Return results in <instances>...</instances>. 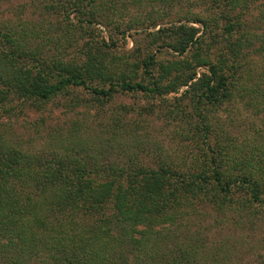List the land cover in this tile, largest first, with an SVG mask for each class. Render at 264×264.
<instances>
[{
    "label": "trees",
    "instance_id": "obj_1",
    "mask_svg": "<svg viewBox=\"0 0 264 264\" xmlns=\"http://www.w3.org/2000/svg\"><path fill=\"white\" fill-rule=\"evenodd\" d=\"M257 1L202 0V13L157 29L153 7L121 24L141 0H46L44 14L61 17L50 29L0 27V120L44 112L59 96L78 103V91L102 104L141 94L146 114L163 107L167 117H195L184 120L201 142L191 155L197 164L181 170L166 159L155 167L104 165L75 150L27 151L0 122V264H197L185 248L164 245L188 208L264 213V143L235 149L206 117L235 97L264 94L250 85L253 56L264 55V31L247 19ZM96 24L107 40L91 36ZM82 30L90 38L78 46L74 33ZM181 101L191 112L168 106Z\"/></svg>",
    "mask_w": 264,
    "mask_h": 264
},
{
    "label": "rangeland",
    "instance_id": "obj_2",
    "mask_svg": "<svg viewBox=\"0 0 264 264\" xmlns=\"http://www.w3.org/2000/svg\"><path fill=\"white\" fill-rule=\"evenodd\" d=\"M162 1H166L169 7ZM201 2L141 0L140 6H129L121 24L127 26L133 17L143 19L153 7L158 10V14L153 16L159 24L157 29L169 26L175 21L186 19L190 16L188 12L202 13L206 5L203 6ZM45 3L46 0H0V27L26 30L27 27L41 29L40 26L44 29L48 25L50 29V23L55 25L61 17L44 14ZM161 13L169 16L162 18ZM43 14L44 17L41 16ZM262 14L264 0L251 4L247 19L258 21L259 35L264 31V19L262 24L259 23ZM82 31L74 33V38H79L78 46L86 41V37L90 38L84 33L91 32V36L107 40V29L97 24L91 27L90 32ZM134 32L133 29L129 31L131 35ZM54 36H61V33ZM131 39H126L125 50L132 49ZM119 43V46L123 45L120 39ZM259 45L256 42L254 47L258 48ZM70 52L72 54L74 50ZM250 71L251 88L255 91L256 88H264L263 54L253 56ZM74 95L83 100L75 103L73 95L59 96L48 104L44 112L35 113L26 109L23 114L10 119L3 118L0 122L3 128L8 129L12 141H17L32 153L75 150L80 152L78 157L83 160L104 165L128 166L136 163L155 167L160 159H166L181 170L179 167L185 169L197 164L191 161V155H199L198 145L201 142L188 131L190 127L184 120L194 122L195 117L181 119L182 115L175 114L167 117L163 107H156L153 113L146 114L149 100L141 94H117L112 101L103 104L91 100L83 91L75 92ZM175 96L171 95L169 99ZM168 106L174 109V113L191 112L186 101ZM206 117L214 135L217 134L220 141L228 138L234 142L235 149L242 150L244 147L250 150L253 147L255 150L264 143V94L260 92L235 97L219 110L208 112ZM168 231L166 234L169 237H165L164 245L170 248L177 244L185 248L197 264H264V213L241 209L220 211L212 205L199 203L188 208Z\"/></svg>",
    "mask_w": 264,
    "mask_h": 264
}]
</instances>
